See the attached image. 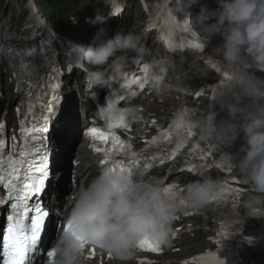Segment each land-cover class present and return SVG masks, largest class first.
<instances>
[{"label": "clouds", "instance_id": "1", "mask_svg": "<svg viewBox=\"0 0 264 264\" xmlns=\"http://www.w3.org/2000/svg\"><path fill=\"white\" fill-rule=\"evenodd\" d=\"M215 3L216 7L211 8L201 0H170L177 11L199 5L198 12L185 21L188 28L205 46L214 36L221 37V43L211 49L213 59H222L243 87L239 92L216 93L213 99L227 115L219 122H214V113L188 121L182 119V110H177L171 120L173 142L180 149L189 141L188 125L198 130L201 140L211 138L214 145H232L242 134L243 155L237 159L236 154L221 151L217 165L241 177L248 186L242 207L248 217L260 218L264 217V77L256 73L264 72V0H215ZM107 4L108 15H97L95 23L106 24L118 14L119 0H107ZM107 33L106 26L98 29L93 42L83 48L85 63L91 66L84 77L88 89L109 86L105 71L108 66L123 67L130 58L143 59L148 54L137 33L122 29ZM148 65L146 79L159 92L167 86L168 62L153 58ZM246 96L254 99L244 103ZM109 111L112 115L121 112L115 107ZM222 184L220 177L205 175L172 195L165 194L160 176L152 175L143 183L130 184L127 172L105 170L75 192L66 218V223L74 222L75 235L72 231H61L57 236L52 245L57 254L54 264H83L86 246L96 245L127 259L145 237L167 244L172 223L181 210L179 199L201 207L219 197ZM114 230L117 234L107 238L106 234ZM84 241L87 243L82 246Z\"/></svg>", "mask_w": 264, "mask_h": 264}, {"label": "snow or ice", "instance_id": "2", "mask_svg": "<svg viewBox=\"0 0 264 264\" xmlns=\"http://www.w3.org/2000/svg\"><path fill=\"white\" fill-rule=\"evenodd\" d=\"M167 15L170 20V30L174 31L176 28H182L183 31H187V26L180 24L176 17L173 15L172 9H167ZM200 47V45H197ZM212 67L219 71L217 64L213 63ZM149 68L148 64L142 65V71L147 73ZM127 75V73H123ZM226 79H230V75L227 72L223 73ZM135 82L139 83L143 88L146 83V79L142 82L139 78H135ZM215 94V90H214ZM119 100H123V96L118 97ZM51 103V102H49ZM49 112L52 111L49 107ZM136 117H126L124 112H120L115 115L107 117V128L102 129L100 127H89L87 132L93 141L98 142L105 147L96 148L97 151H101L105 154V159L100 161L102 166L108 165L109 171L127 172L131 166L138 164L141 160L138 153L132 151L131 145L125 144L120 136L117 134L120 128H129L128 119H135ZM47 120V117L44 118ZM182 119H186L183 115ZM152 123H156L155 120ZM3 125H0L2 130ZM187 132L189 138L194 139L197 134L192 129L191 125L187 126ZM21 133L24 134L23 121L21 127ZM35 141V136L31 138ZM166 142L171 145L173 143L172 124L163 129L158 136L152 137L151 143L157 144L158 142ZM3 142L0 141V144ZM211 147V146H210ZM180 149H173L169 154L161 155L159 157L152 156L151 161H155L161 165L165 164L166 160L175 159ZM196 152L199 154L200 160H206L208 156L213 155L210 150L202 149L199 145L196 146ZM40 149L35 144L29 145L28 141H24V146L18 153V158H14L12 154L7 155V159H4V153L0 152V185L7 189L6 199L0 196V205L10 204V211L6 217V226L3 229L2 236V264H34V257L40 256L42 264H54L56 259V251L51 246L45 244V236H42V232L47 233L49 227H51L53 233L56 229V216L50 215L49 211L45 210L44 206L38 199L39 195L45 191V181L48 177V168L45 163V157L39 156ZM124 154L130 158L127 163L120 159H112V154ZM148 157H145L146 167H151L152 163L148 162ZM218 167V165H216ZM198 166L191 164L188 167L190 172L197 171ZM39 174V175H37ZM174 185H167L164 188L165 194L175 195ZM183 191V189H181ZM240 189L232 188L227 184L223 185L219 197H214L210 201H217L222 199H232L233 207L237 206L238 201L236 196L240 193ZM33 201H35L33 203ZM179 202L184 207L193 206L190 202L179 199ZM31 214V215H30ZM46 220L48 223L46 224ZM63 231H72L75 235L74 222L69 220L63 225ZM223 231V230H222ZM79 238V237H77ZM87 242L84 241L82 246ZM96 245H92L95 249ZM137 247L143 248L147 251L156 252L161 248V244L152 239L151 237H145L143 240L137 243ZM108 255L112 253L109 251ZM193 264H224L223 260L215 258V254L208 253L205 256H194Z\"/></svg>", "mask_w": 264, "mask_h": 264}, {"label": "bare ground", "instance_id": "3", "mask_svg": "<svg viewBox=\"0 0 264 264\" xmlns=\"http://www.w3.org/2000/svg\"><path fill=\"white\" fill-rule=\"evenodd\" d=\"M134 23L135 24H138L139 22L137 20H134ZM43 35H49L51 37L54 36V33L51 29H47L44 31V34ZM31 35L27 34L26 35V39H24L23 41H26L28 40L29 44H31L33 42V40H29L31 39ZM141 42H142V39H141ZM34 46L31 45L30 47ZM26 46L22 47L25 48ZM221 113H225L223 110L219 109ZM64 149H61V151H63ZM74 157L80 162L79 165L75 166V167H72V170H74V174H75V179H76V182H79L80 179L86 175L87 171L90 169V164H91V159L90 157L88 156V154L85 152L84 150V147L81 145V142L79 143L76 151H75V154H74ZM55 162H57L58 164L61 163V158H57L55 159ZM59 196V195H58ZM60 197V196H59ZM57 203H61V199L59 200V202L57 200L53 201V204L54 205H57ZM244 213L245 212V209H243ZM109 264H112V263H109Z\"/></svg>", "mask_w": 264, "mask_h": 264}, {"label": "rangeland", "instance_id": "4", "mask_svg": "<svg viewBox=\"0 0 264 264\" xmlns=\"http://www.w3.org/2000/svg\"><path fill=\"white\" fill-rule=\"evenodd\" d=\"M2 6H3V3L2 1H0V9L2 8ZM134 7H135L136 12L139 13V6L137 5V3H135ZM141 27H142V24L138 26V28H141Z\"/></svg>", "mask_w": 264, "mask_h": 264}]
</instances>
